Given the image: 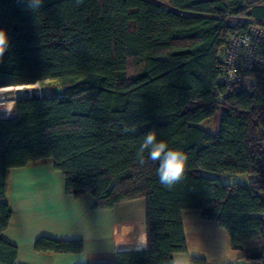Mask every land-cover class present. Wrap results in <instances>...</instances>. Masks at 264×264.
Here are the masks:
<instances>
[{
    "label": "trees",
    "instance_id": "1",
    "mask_svg": "<svg viewBox=\"0 0 264 264\" xmlns=\"http://www.w3.org/2000/svg\"><path fill=\"white\" fill-rule=\"evenodd\" d=\"M251 24L264 27V0H43L37 10L0 0V87L55 80L62 88L19 97L0 118V264L17 255L1 237L11 217L7 171L44 159L92 208L145 200L146 246L116 251L114 264H171L186 251V210L223 227L241 260L264 264V63L249 72L250 89L219 82L223 45ZM217 110L215 133L199 127ZM149 130L188 156L170 189L147 153L144 166L136 162ZM237 175L245 180H222ZM34 249L80 253L83 244L39 237Z\"/></svg>",
    "mask_w": 264,
    "mask_h": 264
},
{
    "label": "crops",
    "instance_id": "2",
    "mask_svg": "<svg viewBox=\"0 0 264 264\" xmlns=\"http://www.w3.org/2000/svg\"><path fill=\"white\" fill-rule=\"evenodd\" d=\"M5 195L11 217L1 237L17 250L14 264H80L81 256L87 264H114L116 251L146 246L143 198L92 208L91 196L66 192L65 178L50 159L9 169ZM182 223L186 251L175 254L171 264H190V257L210 264H249L231 248L227 231L217 222L186 210ZM39 237L79 240L83 251L38 252L34 242Z\"/></svg>",
    "mask_w": 264,
    "mask_h": 264
},
{
    "label": "built area",
    "instance_id": "3",
    "mask_svg": "<svg viewBox=\"0 0 264 264\" xmlns=\"http://www.w3.org/2000/svg\"><path fill=\"white\" fill-rule=\"evenodd\" d=\"M221 59L220 83L228 89L233 86L252 88L254 79L249 72L256 64L264 63V27L251 24L246 31L231 34L221 49ZM261 218L264 221V213Z\"/></svg>",
    "mask_w": 264,
    "mask_h": 264
},
{
    "label": "clouds",
    "instance_id": "4",
    "mask_svg": "<svg viewBox=\"0 0 264 264\" xmlns=\"http://www.w3.org/2000/svg\"><path fill=\"white\" fill-rule=\"evenodd\" d=\"M43 5V0H26V7L37 10ZM7 47L6 33L0 30V57L3 56ZM135 131V129H128ZM147 161L158 162L157 175L159 182L165 188H172L184 178L185 166L188 156L179 149L171 148L167 142L157 139L155 130H149L142 139L136 150V162L140 166ZM80 264H87V258L80 257Z\"/></svg>",
    "mask_w": 264,
    "mask_h": 264
},
{
    "label": "rangeland",
    "instance_id": "5",
    "mask_svg": "<svg viewBox=\"0 0 264 264\" xmlns=\"http://www.w3.org/2000/svg\"><path fill=\"white\" fill-rule=\"evenodd\" d=\"M53 86H58V82L55 80H40V90H31V91L26 90L23 93V95L24 96L37 95L41 92V90L44 87H53ZM13 94L14 93L0 94V99H2V101H5L7 98H9L8 100H6L5 102L2 103L1 110H0V118L5 117L8 114V112L11 108V104H12L13 99H14ZM11 97L13 99H11ZM220 117H221V110H217L211 117L201 121L198 125H199V127L206 130L207 132L215 133L218 129ZM222 180H223V182H234V181L242 182L243 180H245V178H241L238 175L234 176L233 178L225 176Z\"/></svg>",
    "mask_w": 264,
    "mask_h": 264
},
{
    "label": "bare ground",
    "instance_id": "6",
    "mask_svg": "<svg viewBox=\"0 0 264 264\" xmlns=\"http://www.w3.org/2000/svg\"><path fill=\"white\" fill-rule=\"evenodd\" d=\"M26 90H30V91L31 90H40V81H35L33 83L21 84V85H15V86H2V87H0V94L14 93L13 94L14 98H16V97L24 96L23 93ZM8 99L9 98H7L6 100H8ZM11 99H13V98L11 97ZM0 102H3L2 99H0Z\"/></svg>",
    "mask_w": 264,
    "mask_h": 264
},
{
    "label": "water",
    "instance_id": "7",
    "mask_svg": "<svg viewBox=\"0 0 264 264\" xmlns=\"http://www.w3.org/2000/svg\"><path fill=\"white\" fill-rule=\"evenodd\" d=\"M62 95V88L58 86H53V87H44L37 96L39 97H56V96H61ZM24 97V96H22ZM29 97V96H28ZM19 97H16L13 99V102Z\"/></svg>",
    "mask_w": 264,
    "mask_h": 264
}]
</instances>
